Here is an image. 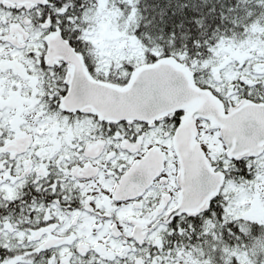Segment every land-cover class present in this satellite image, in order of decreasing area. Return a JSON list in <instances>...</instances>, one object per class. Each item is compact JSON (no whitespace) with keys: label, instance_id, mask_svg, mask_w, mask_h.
<instances>
[{"label":"snow or ice","instance_id":"6c2138e0","mask_svg":"<svg viewBox=\"0 0 264 264\" xmlns=\"http://www.w3.org/2000/svg\"><path fill=\"white\" fill-rule=\"evenodd\" d=\"M0 264H264V0H0Z\"/></svg>","mask_w":264,"mask_h":264}]
</instances>
